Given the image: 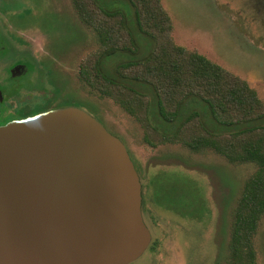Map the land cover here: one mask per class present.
Segmentation results:
<instances>
[{
    "label": "rangeland",
    "instance_id": "obj_1",
    "mask_svg": "<svg viewBox=\"0 0 264 264\" xmlns=\"http://www.w3.org/2000/svg\"><path fill=\"white\" fill-rule=\"evenodd\" d=\"M162 2L178 44L246 79L264 100V0ZM123 9L134 25L131 6L123 2ZM0 18L14 21L20 48L35 50L38 60L63 78L64 91L76 93L75 99L127 146L141 176L144 219L155 241L130 264H227L233 212L256 165L232 163L212 150L195 152L154 133L155 144L146 142L143 127L116 101L92 93L78 80L96 36L71 0H0ZM137 37L146 38L140 32ZM147 51L144 46L142 54ZM25 58L24 53L14 57ZM67 93L62 99H70ZM255 245L258 264H264V216Z\"/></svg>",
    "mask_w": 264,
    "mask_h": 264
},
{
    "label": "trees",
    "instance_id": "obj_2",
    "mask_svg": "<svg viewBox=\"0 0 264 264\" xmlns=\"http://www.w3.org/2000/svg\"><path fill=\"white\" fill-rule=\"evenodd\" d=\"M71 1L96 36L95 48L80 64V79L137 121L146 142L155 144L154 133L195 152L212 150L232 163L256 165L233 212L227 264H258L255 237L264 216V100L258 91L205 54L178 44L162 0ZM123 2L132 8L135 27ZM137 32L146 37L142 42Z\"/></svg>",
    "mask_w": 264,
    "mask_h": 264
},
{
    "label": "water",
    "instance_id": "obj_3",
    "mask_svg": "<svg viewBox=\"0 0 264 264\" xmlns=\"http://www.w3.org/2000/svg\"><path fill=\"white\" fill-rule=\"evenodd\" d=\"M152 239L140 173L94 115L0 126V264H130Z\"/></svg>",
    "mask_w": 264,
    "mask_h": 264
},
{
    "label": "flooded vegetation",
    "instance_id": "obj_4",
    "mask_svg": "<svg viewBox=\"0 0 264 264\" xmlns=\"http://www.w3.org/2000/svg\"><path fill=\"white\" fill-rule=\"evenodd\" d=\"M25 49L18 45L14 21L0 18V126L65 107H79L91 113L75 99L76 93L64 91L63 78L38 60L35 50ZM16 53H24L25 60H15ZM64 93L70 99H62Z\"/></svg>",
    "mask_w": 264,
    "mask_h": 264
}]
</instances>
